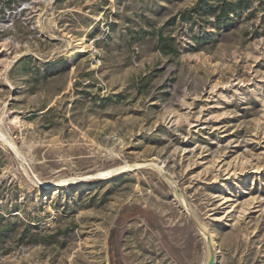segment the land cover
I'll use <instances>...</instances> for the list:
<instances>
[{
	"label": "rangeland",
	"instance_id": "rangeland-1",
	"mask_svg": "<svg viewBox=\"0 0 264 264\" xmlns=\"http://www.w3.org/2000/svg\"><path fill=\"white\" fill-rule=\"evenodd\" d=\"M264 264V0H0V264Z\"/></svg>",
	"mask_w": 264,
	"mask_h": 264
},
{
	"label": "water",
	"instance_id": "water-1",
	"mask_svg": "<svg viewBox=\"0 0 264 264\" xmlns=\"http://www.w3.org/2000/svg\"><path fill=\"white\" fill-rule=\"evenodd\" d=\"M202 233H203V238L205 240V245L207 249V259L204 264H215L216 263V254L214 251L213 243L210 237V234L206 227L203 224H199Z\"/></svg>",
	"mask_w": 264,
	"mask_h": 264
}]
</instances>
